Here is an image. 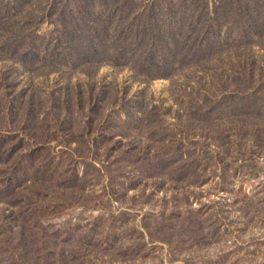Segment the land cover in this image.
Segmentation results:
<instances>
[{
  "label": "rangeland",
  "instance_id": "374dc122",
  "mask_svg": "<svg viewBox=\"0 0 264 264\" xmlns=\"http://www.w3.org/2000/svg\"><path fill=\"white\" fill-rule=\"evenodd\" d=\"M0 264H264V0H0Z\"/></svg>",
  "mask_w": 264,
  "mask_h": 264
},
{
  "label": "trees",
  "instance_id": "16d2710c",
  "mask_svg": "<svg viewBox=\"0 0 264 264\" xmlns=\"http://www.w3.org/2000/svg\"><path fill=\"white\" fill-rule=\"evenodd\" d=\"M90 2L92 1V0H89Z\"/></svg>",
  "mask_w": 264,
  "mask_h": 264
}]
</instances>
